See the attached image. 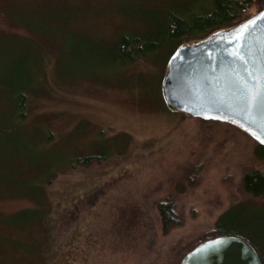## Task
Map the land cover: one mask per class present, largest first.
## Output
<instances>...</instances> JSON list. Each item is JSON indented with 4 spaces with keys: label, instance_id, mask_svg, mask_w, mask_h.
<instances>
[{
    "label": "rangeland",
    "instance_id": "1",
    "mask_svg": "<svg viewBox=\"0 0 264 264\" xmlns=\"http://www.w3.org/2000/svg\"><path fill=\"white\" fill-rule=\"evenodd\" d=\"M105 1L0 0V124L11 123V84L34 73L28 124L5 135L17 153L5 158L15 183L0 184V264H179L240 200L252 201L241 235L263 257L264 198L240 187L245 168L264 169L252 139L165 105L173 44L126 65L113 60L121 32L159 40L153 24L165 9L197 0ZM49 132L45 148L38 138ZM93 152L108 157L53 168ZM23 161L26 171L14 174ZM166 197L182 223L162 234L156 202Z\"/></svg>",
    "mask_w": 264,
    "mask_h": 264
},
{
    "label": "water",
    "instance_id": "2",
    "mask_svg": "<svg viewBox=\"0 0 264 264\" xmlns=\"http://www.w3.org/2000/svg\"><path fill=\"white\" fill-rule=\"evenodd\" d=\"M264 8L242 23L174 49L160 83L165 104L192 117L235 124L264 141ZM264 144V143H263ZM179 264H262L235 234L204 239Z\"/></svg>",
    "mask_w": 264,
    "mask_h": 264
},
{
    "label": "trees",
    "instance_id": "3",
    "mask_svg": "<svg viewBox=\"0 0 264 264\" xmlns=\"http://www.w3.org/2000/svg\"><path fill=\"white\" fill-rule=\"evenodd\" d=\"M262 1L263 0H197V2L195 1L194 3L189 4L185 8H178L180 6L175 7V9L167 8L165 9V12L160 18L161 20H159L158 22L156 20V22L153 24L155 30H157L155 33L158 34L159 40H156V37H152L151 35L142 36L138 33L121 32L118 37V43L116 45V48L114 49L115 51L113 53V60L120 64L126 65L127 63L137 60L139 57H145L148 54L157 51L162 46H165L166 43L173 44V48L169 51V54L167 56L168 59L176 47L181 44H184L185 40L190 39L191 37L194 38V35H198V33L200 34V36H198L197 39H193L192 43L205 38L206 36L210 35L211 33L217 30L231 28L242 23L244 20L248 19L249 17L264 8V4H261ZM105 3H108V5L110 4L109 0L105 1ZM100 5H102V3L98 4L99 8L102 7ZM252 7H255V11H250V13L248 14V10L250 8L253 9ZM58 11L54 12L58 13ZM54 12H51L47 15V21L52 22L55 19L56 14ZM73 18L74 17L71 15L66 16L67 20H71ZM23 43L27 46L30 45L27 40H24ZM26 49L31 50L29 48ZM26 76L27 78H24V82L20 81V83H18L19 85L11 84L9 93V97L12 100L13 104V110L9 112L11 123L0 124V184L3 182L9 185L15 183L13 177H11L10 174L8 175V170H5L6 167L12 166V163H10L9 160L5 163V158L10 155H14L17 152L8 149L5 135L7 132V134L11 132L10 128L12 126H22L25 124V121L28 124L26 107L28 105L29 98L27 91L30 90V84L34 80V73L28 74ZM185 114L188 115L187 113ZM206 120L217 121L218 123L224 125L226 128L228 127L234 130H238L239 132H242L247 135L254 142L256 146V151L260 153L258 158H260V160H264V144L256 141L248 132L241 129L237 125L224 120ZM50 138L51 132H49L47 136L42 137V139L39 137L38 141L42 142L45 147L46 143L49 142ZM42 144L38 143L39 146H42ZM106 157H108V153L103 154L93 152L83 156H75L72 159L70 158L64 162H59L53 168L55 170L60 169L62 166H64V164L67 163H71L73 164V166H85L93 162L102 161V159ZM47 166L50 167L51 165L48 164L44 167L46 168ZM25 167H27V165L23 161V164H20L18 166V169L14 172V174H20L21 172L26 171ZM53 174L52 177H47L46 179H44V181H46L48 185L50 184L51 180H53ZM180 185H178V187ZM240 187L251 198H264V169L251 167L245 168L240 176ZM45 189H43V194L45 192ZM43 194H41L40 196L41 201L44 198ZM249 202L252 203V201L240 200L229 205V207H227L216 217L214 221L213 232L203 237L197 243L204 239L211 238L219 234H235L242 236L241 234L248 233L245 230L247 229V224L250 223L248 221L249 218L243 215L242 213L247 207V205H249ZM42 205H44V207L48 209V207L46 206V202L43 203L42 201ZM27 209L30 208H25L18 212H21V215H25V211ZM156 210L159 216L162 234H167L172 228L181 225V215H179L175 210L174 204L170 198L166 197L161 200H158L156 202ZM37 214L38 213L36 212L35 216ZM21 215L18 214V216ZM49 216L51 215L47 214V217H44L43 220H45V222L47 223V229L50 232L51 223L47 222ZM30 217H32V214L30 215ZM260 259L261 263L264 264V256L260 257Z\"/></svg>",
    "mask_w": 264,
    "mask_h": 264
},
{
    "label": "snow or ice",
    "instance_id": "4",
    "mask_svg": "<svg viewBox=\"0 0 264 264\" xmlns=\"http://www.w3.org/2000/svg\"><path fill=\"white\" fill-rule=\"evenodd\" d=\"M262 15H264V14H262ZM262 143H264V141H261Z\"/></svg>",
    "mask_w": 264,
    "mask_h": 264
}]
</instances>
